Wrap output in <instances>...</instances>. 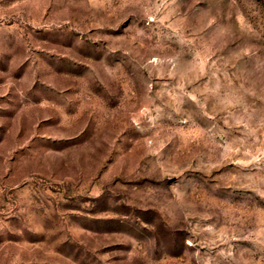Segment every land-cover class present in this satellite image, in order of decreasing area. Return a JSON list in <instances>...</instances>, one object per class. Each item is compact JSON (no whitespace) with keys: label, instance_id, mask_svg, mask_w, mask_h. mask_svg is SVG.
Segmentation results:
<instances>
[{"label":"rangeland","instance_id":"obj_1","mask_svg":"<svg viewBox=\"0 0 264 264\" xmlns=\"http://www.w3.org/2000/svg\"><path fill=\"white\" fill-rule=\"evenodd\" d=\"M0 264H264V0H0Z\"/></svg>","mask_w":264,"mask_h":264}]
</instances>
